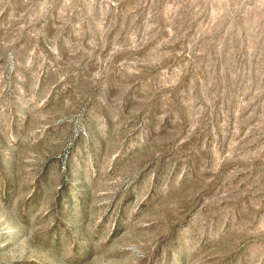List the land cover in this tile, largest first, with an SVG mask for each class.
<instances>
[{
    "label": "rangeland",
    "instance_id": "obj_1",
    "mask_svg": "<svg viewBox=\"0 0 264 264\" xmlns=\"http://www.w3.org/2000/svg\"><path fill=\"white\" fill-rule=\"evenodd\" d=\"M0 264H264V0H0Z\"/></svg>",
    "mask_w": 264,
    "mask_h": 264
}]
</instances>
